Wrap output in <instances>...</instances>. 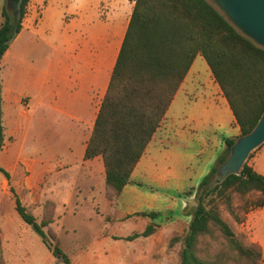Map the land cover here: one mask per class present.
Returning <instances> with one entry per match:
<instances>
[{
    "label": "crops",
    "instance_id": "obj_1",
    "mask_svg": "<svg viewBox=\"0 0 264 264\" xmlns=\"http://www.w3.org/2000/svg\"><path fill=\"white\" fill-rule=\"evenodd\" d=\"M133 6L129 0H29L21 30L0 62L2 123L6 135L17 139L9 154L38 155L37 190L29 195L38 207L53 202L56 221L67 216H57L58 192L67 194L68 204L88 194L90 220L98 225L95 243L101 244L141 234L150 223L155 234L184 233L197 186L224 139L240 134L227 99L197 55L128 184L115 203L106 197L103 161L85 160L84 153ZM35 120L37 152L26 148ZM143 212L157 216H137Z\"/></svg>",
    "mask_w": 264,
    "mask_h": 264
},
{
    "label": "trees",
    "instance_id": "obj_2",
    "mask_svg": "<svg viewBox=\"0 0 264 264\" xmlns=\"http://www.w3.org/2000/svg\"><path fill=\"white\" fill-rule=\"evenodd\" d=\"M129 1L134 3L132 14L84 159L101 157L105 195L115 203L195 57L200 55L227 99L240 134L224 139L223 151L197 186L194 205L186 210L191 219L185 234L171 242L180 243L178 264H264L260 247L241 239L222 216L227 213L235 223H241L250 210L264 207V175L246 159L239 174H230L211 185L219 178L218 169L236 140L250 134L264 113V48L243 35L211 0ZM28 2L21 0L18 20L6 6L2 8L0 62L21 30ZM5 139L0 79V153ZM0 173L9 180L8 172L1 167ZM51 208L54 212V203H44L43 218L37 223L15 198V211L21 220L33 228L54 257L69 263L48 229ZM137 216L152 220L157 213ZM155 231L150 223L141 234L126 240L148 237ZM205 238L220 246L207 258L201 256Z\"/></svg>",
    "mask_w": 264,
    "mask_h": 264
},
{
    "label": "rangeland",
    "instance_id": "obj_3",
    "mask_svg": "<svg viewBox=\"0 0 264 264\" xmlns=\"http://www.w3.org/2000/svg\"><path fill=\"white\" fill-rule=\"evenodd\" d=\"M14 2L0 0V24L3 21L1 11L4 6L13 16L15 15ZM6 121L7 117L4 116L3 122ZM36 124L35 120L28 138L29 145L26 147L27 150L35 152H37ZM16 140L11 134H7L0 153V167L10 175L8 181L0 173V264H178L180 243L171 240L174 237H182L185 232L172 236L169 233H154L151 240L139 237L127 241L126 238L134 234L129 233L120 240L95 243L94 235L98 225L96 221L90 220L94 216L88 194L77 196L68 204L65 201L67 198L65 192H58L56 196V212L60 218L63 213L67 216L64 220L55 221V212L52 208L49 209L52 224L48 229L56 236L60 249L70 262H63L60 256L54 257L42 243L39 235L32 227L26 225L15 211L17 197L39 223L43 218L44 205L42 203L41 207H38L34 196L29 195L31 189L37 190V177L33 168L37 167L38 155L21 152L10 155L9 151ZM246 162L264 174V143L250 153ZM50 189L51 192L54 191L52 185ZM98 197L100 200L103 199L101 195ZM100 208L107 212L102 202ZM222 216L241 239L260 247L264 259V207L250 210L241 223H235L227 213H223ZM219 247L212 239L205 238L201 243V256L211 257L219 251Z\"/></svg>",
    "mask_w": 264,
    "mask_h": 264
},
{
    "label": "water",
    "instance_id": "obj_4",
    "mask_svg": "<svg viewBox=\"0 0 264 264\" xmlns=\"http://www.w3.org/2000/svg\"><path fill=\"white\" fill-rule=\"evenodd\" d=\"M227 19L246 37L264 48V0H211ZM16 20L20 16L21 0L13 3ZM264 143V113L253 131L236 140L226 162L218 169L219 178L211 185L222 182L230 174H239L249 154Z\"/></svg>",
    "mask_w": 264,
    "mask_h": 264
}]
</instances>
